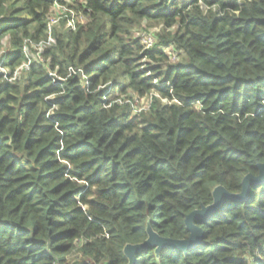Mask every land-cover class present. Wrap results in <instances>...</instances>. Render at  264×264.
<instances>
[{
	"label": "trees",
	"instance_id": "1",
	"mask_svg": "<svg viewBox=\"0 0 264 264\" xmlns=\"http://www.w3.org/2000/svg\"><path fill=\"white\" fill-rule=\"evenodd\" d=\"M56 3L0 0V264H128L264 163V0L75 1L29 61ZM194 224L198 247L135 264H264V184Z\"/></svg>",
	"mask_w": 264,
	"mask_h": 264
},
{
	"label": "water",
	"instance_id": "2",
	"mask_svg": "<svg viewBox=\"0 0 264 264\" xmlns=\"http://www.w3.org/2000/svg\"><path fill=\"white\" fill-rule=\"evenodd\" d=\"M258 173L256 176L251 174L246 175L241 181V191L236 194L229 193L224 187L218 186L212 192V204L208 207H201L198 210L191 212L185 219L184 224L189 236L184 240H173L162 238L156 234L149 226L147 228V238L140 244H127L123 248V254L128 260V264L136 263V255L145 248H154V253L157 256L163 249L176 248L182 253H186L198 247L202 243L203 231L197 227L194 222L197 219H202L213 214L223 203L224 199L231 201L242 202L246 201L251 186H260L264 184V163L257 165Z\"/></svg>",
	"mask_w": 264,
	"mask_h": 264
},
{
	"label": "built area",
	"instance_id": "3",
	"mask_svg": "<svg viewBox=\"0 0 264 264\" xmlns=\"http://www.w3.org/2000/svg\"><path fill=\"white\" fill-rule=\"evenodd\" d=\"M75 1H78V0H70V4H68V0H65V5H60L58 3H56L54 6H58V11L56 10L55 12V15H50L49 17V23H48V27H47V39L46 41H42V42H39V43H32L31 41H28V43L30 44V46L32 47L33 50L30 49L29 46H24V49L23 51L26 53L27 57L29 56V61L30 60H35V57L37 56L38 59L41 61V54L43 53L44 51V48L49 45L50 43V35H51V28L52 26H56L59 24V21L60 20H63V17H66L64 18L65 19V26L66 28L69 30V31H74L75 30V26L77 25V23H82L84 21V18H82L79 14H76L75 11L72 10V8H69L70 6H73L75 4ZM79 2V1H78ZM69 6V7H68ZM75 14V15H74ZM76 16H80V19L81 21H79L78 18H76ZM146 36V35H144ZM144 41V45L146 46V48H149L152 46V40H151V37L149 36H146L145 39L143 40ZM29 61H28V64L26 65V68L28 67L29 65ZM144 61H142V67H141V70H143L144 68ZM19 75V74H18ZM17 73H15L11 79H8L9 81L11 80H14L16 79V77H18ZM7 77V75H5Z\"/></svg>",
	"mask_w": 264,
	"mask_h": 264
},
{
	"label": "rangeland",
	"instance_id": "4",
	"mask_svg": "<svg viewBox=\"0 0 264 264\" xmlns=\"http://www.w3.org/2000/svg\"><path fill=\"white\" fill-rule=\"evenodd\" d=\"M78 1H80V0H78ZM71 2H70V0H68V4H70ZM57 7L58 6H53V8H52V10H51V12H50V15H52V13H53V15H55V12H56V10L58 11V9H60V8H58L57 9ZM56 9V10H55ZM50 15H49V17H50ZM75 15V14H74ZM64 18H66V17H63V19ZM76 18H78L79 19V21H81V19H80V16H76ZM61 21V20H60ZM59 21V22H60ZM82 21H83V19H82ZM66 27V26H65ZM67 29V28H66ZM159 31V27L158 28H154L153 30H150L148 33H146V34H140V36H141V38H142V40H144L145 39V37L146 36H149V37H151V40H152V43L154 42L153 41V33H155V32H158ZM144 35H146V36H144ZM3 43H4V41H3ZM29 58V56L27 57V59ZM40 58H41V56H40ZM35 59H38V57L36 56L35 57ZM29 60V59H28ZM28 64V62L27 63H25V65L23 66V67H20L15 73H17V75L21 72V70L22 69H26V65ZM0 73H2V74H4V76L5 75H7L8 74V72L4 69V68H2V66L0 65ZM14 73V74H15ZM13 74V75H14ZM12 75V76H13ZM124 101H119V105H121L122 103H123ZM146 104H147V101L145 100H142V101H140L137 105H134V107H133V111H134V113H138V112H140L141 110H144V109H147V106H146ZM136 109H139L140 111H136ZM69 264H73L74 263V260L73 259H70L69 260Z\"/></svg>",
	"mask_w": 264,
	"mask_h": 264
},
{
	"label": "clouds",
	"instance_id": "5",
	"mask_svg": "<svg viewBox=\"0 0 264 264\" xmlns=\"http://www.w3.org/2000/svg\"><path fill=\"white\" fill-rule=\"evenodd\" d=\"M220 15H224L223 12L219 13ZM153 83H158V81H154ZM86 84V79L85 78H82L81 79V85H85ZM98 91V89H97ZM93 96H95V93H93ZM177 97L173 96V99L169 101V103H175L177 102ZM203 103V100L202 99H197L196 101L193 102V107L194 108H198L200 107V105ZM109 107H111V105H109ZM52 111H56V109H52ZM136 111H140L139 109H136ZM57 131L59 132V129H57ZM63 142H61V147L63 148ZM58 158V157H57ZM83 181H79V183H82Z\"/></svg>",
	"mask_w": 264,
	"mask_h": 264
}]
</instances>
